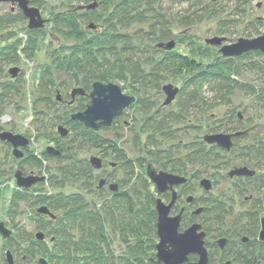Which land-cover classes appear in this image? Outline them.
I'll return each mask as SVG.
<instances>
[{
    "label": "rangeland",
    "instance_id": "obj_1",
    "mask_svg": "<svg viewBox=\"0 0 264 264\" xmlns=\"http://www.w3.org/2000/svg\"><path fill=\"white\" fill-rule=\"evenodd\" d=\"M30 1L32 6L38 8L44 21L41 28H29L28 19L25 17L24 20L8 28L0 25V47L17 40L23 45L30 38L29 35L36 41L35 51L31 57L22 54L19 47L15 61L3 64V60H0V91L4 92L0 101V133L12 132L28 139L29 147L27 153L24 151L23 158L29 155V151L37 154L43 151L46 145L55 143L61 137L58 126L63 124L68 133L66 139L61 141L63 150L59 158L56 156L45 160L42 165L33 166L24 163L23 159L16 158L11 144L0 139V222L11 230V235L7 238L0 234V264H7L6 251L11 252L15 264H40L38 262L40 258H43L46 264H53L49 261V255L44 252L43 241L49 253L53 252L54 247L63 243L74 244L76 247L78 239L80 241L78 227H75L73 233L76 234L73 239L68 237L65 241L62 237L63 231L58 220L64 214L63 211L53 212L56 218L37 212L38 208L46 206V204H36L38 195L42 198L59 192L80 194L86 203H91L90 208L87 209L89 215L91 213V218L103 219L102 214L106 215L102 208L106 205L112 207L115 205L114 201L112 204L107 202L113 200L112 193L108 189L109 183L117 184L118 191H128L132 195L141 192L142 197H135L137 202L144 200L145 195L152 196L153 199L159 196L154 184L146 175V166L149 163L153 164L157 171H171V168L176 167V173L186 176L187 182L184 187L187 186V190L181 192L177 208L171 214L177 213L179 208L186 206L181 230L186 229L192 221L202 225L209 253L207 264H244L245 258L242 257V252L245 247L256 246L255 253H258L259 243L262 242L258 239V230L255 233V228L246 226H248L247 218L249 219L251 213L254 215L258 213V210L253 208V204L258 205L257 196L264 195V188L262 191L256 189L257 179L252 181L236 179L227 174L234 168L247 165L249 169L256 170L257 176H264V157L257 159L252 154V157L245 156L249 154L240 147L245 144H257L261 138L264 139V108L245 91L235 90L220 106L207 111H203L199 106L191 108L186 106L184 120L167 125L170 130L166 134L174 136L171 140H167L158 132L151 130L143 132V129L146 125L157 122L153 119L156 116L155 112H159L158 122H161L159 120L164 116L179 113V104H182L180 91L184 80L170 73L171 67L165 57L171 51L188 54L205 64L225 63L229 58L239 73L235 76L237 79L254 89L264 87V53L260 52L252 57L245 56V53L236 57H224L219 51L220 45L207 42L214 38H223L222 44H231L239 37L253 38L261 35L264 32V0ZM114 3H123V7H126V3L129 9H133L132 15L139 13L137 18L141 15L139 18L141 21L132 22L129 26L115 22L118 23L115 30L112 28L108 30L106 20L111 14ZM196 3L200 4L201 8L194 9ZM93 4L96 6L91 7ZM192 6L194 14L190 15ZM19 12L21 10L17 5L0 2L1 17L14 16ZM92 15L98 18H85ZM56 17H64L67 20L58 25ZM114 21H110V25ZM187 22L190 24H186ZM94 23L97 24L96 29L88 27L90 24L95 25ZM35 30L37 34H31ZM9 32L13 33L10 38ZM104 33L120 35L122 40H119L113 49L120 53L122 59L123 55L127 54L132 58V65L138 62L141 64L139 66L144 73H148L152 67L157 70L155 71L157 75L151 79L129 74L124 80H111L110 82L119 85L125 94L133 96L134 101L113 120L111 126L101 127L95 131L97 135L115 141L124 150L128 159H141L144 167L139 168L134 165L135 175H140L138 177L132 175L128 164L126 166L125 162L120 161L113 152H105L104 149H96L85 144L79 134L70 131L65 123L71 114L76 113L75 108L81 103L87 107L90 102L88 95L95 81L88 78L89 81L85 83L78 71L75 72V79L72 73L59 70L57 57L84 47L93 49V53H90L92 56L94 52L101 51L108 55V50L112 48L104 45L106 42L102 38L106 37ZM163 60L165 64L161 68L157 64H146L162 63ZM225 65H229V62ZM12 69H16L15 76L10 73ZM47 71L49 74H46ZM168 84L178 88V93L171 103L165 105L166 95L163 87ZM73 88L83 89L84 95H76L71 101L70 93ZM145 108H149L150 120L142 114V109ZM189 116L191 119L188 118ZM229 116L233 117V120H229ZM223 124L225 127L218 128ZM150 131L152 132L149 138L150 144L149 142L145 144V137ZM216 133L239 135L231 138L232 144L235 145L231 151L214 150L216 146L205 144L204 136ZM241 135L247 138L239 139ZM195 148L214 150L217 154L216 161L206 164L200 160L194 165L189 164L185 159L186 154L191 149H193L191 152L194 151ZM92 156H98L102 160L100 169L90 168V171L85 173L84 168H75L76 163L78 166L90 165L89 159ZM19 170L25 173L34 171L35 176L44 178L29 188L30 196L26 201L17 200L15 196V193L23 194L14 179L15 172ZM206 178L211 182L209 191H205L200 186L201 180ZM99 179H106L104 186H99ZM138 179H148L149 182L144 184ZM177 190L181 191L180 188ZM189 196L194 198V202L192 201L190 205L185 203ZM211 199L220 205L224 204L229 211L230 216H226L228 222L223 226L218 227L214 223V209L208 206ZM162 200L168 204L169 195L167 197L162 195ZM93 202L96 206L91 208ZM118 204V209L114 210L117 213L116 228L112 229L110 218L107 217L106 229L103 231L107 240L102 242L99 239L96 242L95 239V236L102 234V230L96 227L100 232L92 228V235H88L86 239L92 248L89 250L90 247L86 246L85 251L89 250L87 255L100 256L104 263L113 258L119 264H123L125 257L139 258L148 250L146 256L149 255V258H146L152 263H157L155 257L157 235L154 237L151 233L145 243H139V239L136 238L140 228L139 223H136L131 231L132 227L129 228L127 225L130 223L129 217H126L122 209H125L126 204L121 201ZM198 207H205L206 210L197 216L192 215V211ZM97 213H100L99 216ZM258 215L263 216V213ZM251 217L254 218L253 215ZM238 222L240 227L234 228L233 225ZM66 223L71 225V222ZM77 225H79L78 220L75 226ZM38 232L44 234L42 240L36 239L35 235ZM242 236L248 237V240L241 241ZM226 237L235 240L232 253L241 257L240 260H236L232 255L223 261L221 254L217 252L220 249L218 241ZM125 238L127 242L124 241ZM214 243L216 245L211 247L210 244ZM140 245L144 246L143 252ZM245 253L249 256V252ZM75 255L73 252L72 256Z\"/></svg>",
    "mask_w": 264,
    "mask_h": 264
},
{
    "label": "trees",
    "instance_id": "obj_2",
    "mask_svg": "<svg viewBox=\"0 0 264 264\" xmlns=\"http://www.w3.org/2000/svg\"><path fill=\"white\" fill-rule=\"evenodd\" d=\"M28 1H29V4L32 6L31 1L30 0ZM196 4L197 5H195L194 9L197 10L201 8L200 4L198 3ZM123 5H124L123 3L113 4L111 8V14H109L110 16L106 20V23H107L106 25L108 26V30L110 28L115 30L116 24L118 23H120L122 26H129L132 22H135L137 20L141 21V19H139L141 15L137 18L138 16L137 14L139 13H134L135 14L134 16L132 15L133 9L132 10L129 9L126 3H125L126 7H123ZM194 9L192 6V10L189 12L190 15L194 14L193 13ZM4 17L5 18L0 16V22H2L0 25L4 28L6 27L8 28L9 26H12L24 20V16L22 15L21 12H19L17 15H14V16L8 15ZM90 17L93 19L98 18L97 16L95 17L93 15L85 16V18L87 19H90ZM55 20L57 21L56 23L59 25V23H62V21H65L67 19H65L64 17L63 18L56 17ZM110 21L112 22L114 21V23L110 25ZM191 21H192V18L190 22ZM115 22H118V23H115ZM190 22H187L186 24H190ZM94 24L97 27V24L96 23ZM34 33L37 34V31L35 30L31 34H34ZM12 34H13L12 32H9L8 35L10 36L8 37L10 38ZM29 36L30 38L23 45L21 44L20 40H17L12 44H5V46L0 47V60H3V64H7L9 62L15 61L17 57L16 56L17 49L19 47H20V51L25 56L31 57L33 55L35 51L34 46H35L36 41L35 39L32 38L31 35ZM102 38H103V41L104 40L106 41L104 45H108L112 48V50H108L109 51L108 55H105L103 51H101L98 53L94 52V55L92 56L90 53H93L92 52L93 49L91 48L88 49L86 47L77 48V50L73 51V53H67V54H64L62 57L60 56L57 57L58 58L57 59L58 69L65 70L66 72L72 73L73 76H75V79H76L75 72L78 71V73L81 74L85 83L86 81H89V79L94 80L95 82L99 81L102 83L106 81L110 82L111 80H114V79L124 80L126 78V75H129V74L138 75V77L140 76V77H143L144 79L145 78L147 79L155 78V76L157 75L155 71L157 70H155L154 67H152V69L148 73H144L142 67L139 66L141 65L139 62L132 65L131 57H128L127 54L126 55L124 54L123 59L125 60H123L122 56L119 55L120 53L118 54V51L116 49H113L114 48L113 46L116 45L117 42H119V40H122L120 39L119 34L111 35L107 33L106 37H102ZM97 44L99 46L101 45L99 43ZM258 54H260V52L251 51V52L245 53V56L249 55L252 57V56H257ZM165 59H167L166 61L169 62L167 64H169V67H171L170 73L173 76L180 77L184 80V84L181 85L182 88L180 91L181 96H182L180 102H182V104H179V107H180L179 113L169 114L168 116H164L162 119L159 120L161 122H158V118L160 117L159 112H155L156 118L153 117V119H155V121L157 122L152 123L150 125H146L145 128L143 129V132H147L148 130H151L152 132H158L161 136L165 137L167 140H171L174 138V136L166 134V132L170 130L167 127V125L173 122H182L184 118L186 117L185 115V113L187 112V110H185L186 106L187 108L188 106L190 108L192 106H196V107L199 106L203 109V111H207L211 108L220 106L223 103L224 99L227 98L229 95H231L235 90L245 91L248 95H250V97H253L257 101V103L260 104L264 108V87L261 86V87H257L256 89H254L246 85L245 83L241 82L239 79H237L235 76H237L239 73L235 69V67H233L232 65L233 62L229 58L225 60V63L229 62V65H225V66H224L225 63H222V62L205 64V63H202V61L200 60L199 61L196 60V58L193 56L191 57L188 54H183V53H179L176 51L169 52L167 56L165 57ZM146 64H154V65L157 64V66L161 68L162 65L165 64V60H163L162 63L160 62L152 63L151 62V63H146ZM46 74H49V71H47ZM8 87H10V85ZM3 95H4V92L0 91V101H2L1 99ZM71 101H72V97H71ZM84 107L85 106H83L81 103L79 106L75 108L76 113L79 110L83 109ZM142 114L149 119L150 118L149 108L142 109ZM71 115L69 119L66 120V122L63 121L66 123V125H68L70 131H74L75 134H79V136L84 141V143L87 145H90L91 147H94L96 149H102V150L104 149L105 152L106 151L113 152L115 155L118 156V159H120V161L125 162L124 164L126 166L128 164V166L132 170V173H131L132 175L137 176V177L140 176L139 174L135 175V172H134V165H136L139 168L144 167V165L141 163L140 158L136 160L128 159L129 157L126 156V153L124 152V150L121 147H119L115 141H112L100 135H97V133L93 131L92 129L84 127V125L81 122L71 119ZM188 118L191 119L190 116ZM228 119L233 120V117L229 116ZM61 126H63V124ZM222 127H225V124H223L221 127H218V128H222ZM151 131L145 137L146 139L145 144L147 142H149L150 144L149 138H151L152 136ZM239 135H236V136H239ZM62 136L63 135H61V137H59V139L55 143H53L55 146V149L60 152L59 155H51L47 153L44 148L43 151L37 154H33L32 151H29L28 152L29 155L26 156L25 158L22 157L21 159H23L24 163H28L29 165L33 166V165H42L45 160L55 158L56 156H58L57 158H59V156L62 155L61 151L63 150V148L61 147V141L63 142V140L66 139L67 135L63 137ZM241 136L239 137V139L247 138V136L246 137L245 136L241 137ZM203 141H204V138H203ZM205 144H208V143L205 142ZM211 145L216 146L214 144H211ZM233 146H235L234 143L232 147ZM240 147L241 149H243V151L246 154H249L245 156L252 157L253 155L257 159L264 157V139L262 140V138L257 144H254V143L245 144ZM231 148L229 151H231ZM191 150L190 152L186 154L185 159L187 160L189 164H193V165L197 161H200V160L204 161L206 164H208L209 162H215L217 154L214 153V150H220L223 152L226 151L224 149L219 148L218 146H216L213 151L211 149H206V148L204 149L195 148L194 151L192 152ZM202 157L203 158L205 157V158L201 159ZM179 162L181 161L179 160ZM151 165L153 166V164ZM74 166H76L75 168H84V170L86 171L85 173L90 171V168H92L89 164H85V165L81 164V166H78V164L76 163V165ZM242 167L248 168L247 165H244ZM237 168H241V167H237ZM146 169H147V166H146ZM249 170L254 171V174L251 176H245V175L230 176L228 172L227 175L229 177H236V179H247L251 181L254 179H257L258 186L256 187V189L258 191H262L264 188V176L263 175L257 176L255 169L250 168ZM175 171H176V167H173L171 168V171H167V172L178 174ZM179 175L185 176L184 174H179ZM148 179H138V180L143 181V183L145 184L149 182ZM100 180L101 179H99V181ZM29 188H20L23 194L15 193L16 199L25 200V201L28 200L30 196L28 195ZM108 189H109V186H108ZM183 190H187V186L184 187ZM111 193H112L113 200L111 202L110 201H107V202L112 204V202L114 201L115 205L113 207L110 205L104 206L102 210L106 216L102 214L103 219L101 218L99 220H96V219L94 220V218H91V213L89 215V213L87 212V209L90 208L91 203H88V202L86 203L84 197H82L80 194H73V193L65 194V193L59 192V193L48 195V196L46 195L42 196V198H40V195H38L39 197L37 198L38 201L36 204H39V203L46 204L47 209L50 211V213L53 216H55V218H56V215L53 214V212L58 211V210H61L64 212V214L61 215V217L59 218L58 222H59V225H61V228H62L61 230L63 231L62 237L64 238L65 241L68 239V237H72L73 239V237L76 234V233H73L75 230V227H78V229L80 230V234H79L80 241L78 239V243L76 247L74 244L67 245V243H63L62 245L54 247L53 252L49 253L48 252L49 250L47 249L48 247L45 241H43L42 244L45 246L44 252H46V254L49 255L48 256L49 261H51L53 264H119V262L113 258L108 259V262L104 263L102 259L99 258L100 256L92 257V256L87 255V252L91 250L92 248L90 247L91 245L86 242V239L88 235H92L93 233L92 228L94 229L100 228L102 230V234L101 235L98 234L97 236H95L96 242L98 241V239L101 240V242L107 240L106 239L107 236L103 232L106 229L105 220L107 219V217H109L112 229L116 228L115 224L117 223L116 222L117 213L115 211L118 209L119 207L118 202L120 201L126 204L125 209L124 208L122 209L124 210L126 217L127 216L129 217L128 220H130V223H127V225L129 228L132 227L131 231H133V227L135 226V224L139 223L138 225L140 228L138 232L136 233V238H138L140 241L139 243L141 244L145 243L147 236H151V233L153 234L154 237H156V212L154 209L155 199H153L152 196L145 195L144 200L141 199V201L137 202L135 200L136 199L135 197H139V196L142 197L143 194L141 192H136L135 193L136 196L135 194L132 195L131 192L120 191V190L118 191V189L117 191H111ZM257 198H258L257 199L258 205H255L254 203L253 208L255 210H258L257 211L258 213H255V215L254 213L253 214L251 213V215L249 214L250 215L249 219L247 218L248 226L246 227L255 228L254 229L255 233L258 230V234H259V230L261 227L260 220L261 218H264V195L260 194L259 196H257ZM192 199L194 202L193 197ZM92 204L94 205L91 206V208L96 206L94 202ZM208 204H209L208 205L209 207H212L214 209V220H215L214 223L216 224V226L218 225V227H220V226H223V224H225L226 222H228V220H226V216L229 217L230 215H228L229 211L227 210L224 204L220 205L214 200L209 201ZM201 208H203V210H206L205 207H201ZM259 213H263V216H259L258 215ZM99 214L97 213V216H99ZM252 215L254 216V218L251 217ZM121 217H122V214H121ZM77 220L79 221V225L75 226ZM66 222H71V225L67 224ZM182 222H181V225L183 224ZM233 226H235L234 228H239L240 223L238 222L236 223V225H233ZM100 229H97V231H100ZM59 235L61 236V234ZM221 239H225V238H221ZM124 241L127 242L128 240L125 238ZM215 245L216 244H210L211 247ZM86 246L90 247V249L87 252L85 251ZM140 246L143 252L144 246L143 245H140ZM232 246H233V242L228 241L225 248L221 251L220 254L222 256L223 261L225 259L230 258V256L232 255L236 260H240L241 257H238L235 253H232V249H233ZM150 248L153 249L152 246H150ZM255 248L256 246H251V248H246V247L244 248L243 250L244 252H242V257L245 258L244 264H264V242L259 243V248L257 247L258 253H255V250H256ZM147 251L144 253V255L143 254L140 255L139 258L130 259L129 257H125L123 264H157V263H152V261L148 259L149 255L146 256ZM73 252L76 254L75 256H72ZM217 252L219 251L217 250ZM245 252H249L250 257L247 256L248 254H246ZM194 259H195L194 257L189 256V260H194Z\"/></svg>",
    "mask_w": 264,
    "mask_h": 264
},
{
    "label": "water",
    "instance_id": "obj_3",
    "mask_svg": "<svg viewBox=\"0 0 264 264\" xmlns=\"http://www.w3.org/2000/svg\"><path fill=\"white\" fill-rule=\"evenodd\" d=\"M0 2L17 5L21 10L23 16L28 19V27L41 28L44 24L43 19L40 16L38 8L31 6L28 0H0ZM96 4L91 5V7ZM88 27L91 29L96 28L95 25L90 24ZM223 38H214L208 40V43L220 45V53L224 57H236L242 53L249 51H258L264 53V32L253 38L239 37L234 43L222 44ZM171 47V46H168ZM13 76L16 74V69L10 70ZM166 98L164 104L171 103L178 93V88L168 84L163 87ZM84 91L81 88L72 89L70 95L74 98L75 95H83ZM90 103L87 107L81 111L71 115V119L81 122L84 127L90 128L93 131H98L101 127L111 126L113 120L119 117L123 110L128 107L133 101L134 97L125 94L119 85L108 82L102 83L96 81L92 84V90L89 93ZM60 135L65 136L67 130L63 126H58ZM236 134L216 133L204 136V141L208 144H214L221 149L229 151L232 147L231 138ZM0 139L11 144L13 148V155L16 158L23 156L22 149L25 148L29 141L23 135L14 134L12 132L0 133ZM45 151L51 155H59L60 152L53 147H46ZM89 163L92 168L100 169L102 167V160L98 156H92L89 159ZM254 171L249 170L246 167L236 168L229 172L230 176L233 175H245L251 176ZM146 175L149 180L154 184L159 194L168 190L171 191V200L168 204H165L161 198L155 199L154 209L156 212V235L158 242L155 245V256L158 263L162 264H207L208 263V251L205 246V232L201 230L200 224H192L183 231H179L181 225L182 210L175 214L170 215L172 206L177 198V192L174 186L183 185L187 182L186 177L179 176L167 171H157L151 164L147 165ZM15 183L20 188H29L36 182L42 181L44 178L28 175L23 176L20 171H16L14 175ZM104 179L99 181V186H103ZM200 186L209 191L211 188V182L209 179H202ZM109 189L111 191H117L116 184H110ZM187 201H192V196L187 198ZM203 208H198L194 211L198 214ZM37 212L43 213L53 217L46 206L38 208ZM261 227L258 234V239L264 242V218H261ZM0 234L7 238L11 235L9 230L3 222H0ZM36 239L42 240L44 234L41 232L36 233ZM219 247L223 248L225 239L218 241ZM189 255H196L197 261H189ZM5 260L7 264H15L13 256L10 251H6ZM40 264H46L43 258L38 260Z\"/></svg>",
    "mask_w": 264,
    "mask_h": 264
},
{
    "label": "flooded vegetation",
    "instance_id": "obj_4",
    "mask_svg": "<svg viewBox=\"0 0 264 264\" xmlns=\"http://www.w3.org/2000/svg\"><path fill=\"white\" fill-rule=\"evenodd\" d=\"M96 28H97V27H96ZM96 28H95V29H96ZM223 41H224V40H223ZM223 41H222V42H223ZM249 52H250V51H249ZM83 95H84V94H83ZM75 96H76V95H75ZM75 96H74V98H75ZM72 100H73V98H72ZM67 133H68V132H67ZM226 134H235V133H226ZM66 135H67V134H66ZM233 138H234V136L232 137V139H233ZM48 146L55 148V146H54L53 143L46 145V147H48ZM28 147H29V143H28V145H27L25 148H23V150H22V152H23V156H24V151H25V153H27L26 151H27V148H28ZM46 147H45V148H46ZM23 156H22V157H23ZM22 157H21V158H22ZM21 158H20V159H21ZM19 171L22 173L23 176H28V175H34V174H36V173H34L33 171H30V172H27V173H25L24 171H21V170H19ZM177 175H179V174H177ZM37 176H38V175H37ZM180 176H181V175H180ZM182 176H183V175H182ZM39 177H41V176H39ZM184 177H186V176H184ZM36 183H37V182H36ZM36 183H35V184H36ZM105 183H106V179H105ZM109 184H111V183H109ZM109 184H108V186H109ZM33 185H34V184H33ZM33 185H32V186H33ZM116 185H117V184H116ZM184 185H185V184H183V185H178V186H174V189H175V191L177 192V198H176V200H175V202H174V204H173V206H172L171 212H170V215L173 216V215L179 213V212L182 210L181 222H182V220H183V213L185 212V207H186V206H185V207H181V208H179V211H178L177 213H175V214H171V213H172L174 210H176V208H177L176 205H177V202H178L179 198L181 197V192L184 191V190L182 189V187L184 188ZM19 188H20V187H19ZM177 188H180L181 191H178ZM117 189H118V187H117ZM162 195H166V197L169 195V202H170V200H171V191H170V190H168V191H166V192H164V193L159 194L158 197L162 199ZM158 197H157V198H158ZM187 198H188V197H187ZM187 198H186V200H185V203L188 204V205L192 204L193 199H192V201L189 202V201H187ZM162 201H163V200H162ZM163 202H164V201H163ZM197 209H198V208H197ZM195 210H196V209H195ZM195 210L192 211V215H194V216L199 215V213H198V214H195V213H194ZM202 211H203V209H202ZM202 211H201V212H202ZM194 223H196V224H200V223H198V222H194ZM194 223H193V221H192V223H190V225H192V224H194ZM190 225H189V226H190ZM200 225H201V224H200ZM180 226H181V225H180ZM189 226H188V227H189ZM188 227H187V228H188ZM183 230H184V228H183L182 230H181V228L179 229V231H183ZM201 230H203V229H202V225H201ZM241 238H242L241 241L248 240V237H246V236H242ZM228 239H229V238H227V237L225 238V244H224L223 248H220V249L218 250V251H219V252H218L219 254H220L221 251L225 248V246L227 245L228 241L233 242V246H232V247H234V244H235L234 241H235V240L232 241L231 239H229V240H228ZM214 244H216V243H214ZM205 246H206V242H205ZM207 251H208V250H207ZM232 251H233V249H232ZM208 254H209V253H208ZM189 256H190V255H189ZM189 256H188V258H189ZM155 257H156V256H155ZM192 257H194L195 259H194V260H189V261H191V262L197 261L198 257H197L196 255H194V256H192ZM208 257H209V256H208ZM156 262H157V259H156ZM157 264H162V263H158V262H157ZM226 264H229V263H226Z\"/></svg>",
    "mask_w": 264,
    "mask_h": 264
}]
</instances>
